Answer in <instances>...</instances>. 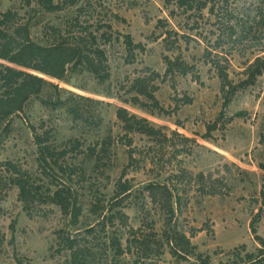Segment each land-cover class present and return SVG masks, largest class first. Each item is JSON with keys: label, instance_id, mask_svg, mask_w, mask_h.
<instances>
[{"label": "rangeland", "instance_id": "1", "mask_svg": "<svg viewBox=\"0 0 264 264\" xmlns=\"http://www.w3.org/2000/svg\"><path fill=\"white\" fill-rule=\"evenodd\" d=\"M189 1L79 0L50 12L41 0H0V29L27 25L40 44L81 39L90 52L102 48L107 64L104 81L82 66L64 79L32 71L48 87L4 123L0 264H65L68 235L96 264H250L248 253L264 264L252 231L255 221L264 238V0ZM119 108L155 133L128 131ZM36 134L68 154L41 167ZM7 162L42 186L28 209ZM59 187L81 207L78 219L51 202ZM168 228L185 234L193 253L173 255Z\"/></svg>", "mask_w": 264, "mask_h": 264}, {"label": "trees", "instance_id": "2", "mask_svg": "<svg viewBox=\"0 0 264 264\" xmlns=\"http://www.w3.org/2000/svg\"><path fill=\"white\" fill-rule=\"evenodd\" d=\"M78 1L59 0L56 3L55 0H41V3L46 10L53 12L60 11L67 5H75ZM180 1L182 5H187L191 2L189 0ZM200 3L201 9L208 5L207 2L201 1ZM211 10H214V6L211 7ZM14 14V12L8 11L5 17L9 19ZM127 42L132 44V39L129 35L127 36ZM0 59L7 62H0V129H2L0 136L8 132L9 126L8 124L4 126V123L15 113L23 111L31 99L39 96L50 83L45 77L32 71L64 79L69 69L75 70L79 66H82L94 73L101 81L106 79L102 76V71L107 66L105 51L102 48H96L93 52H90L81 39L70 40L67 38L56 39L48 44H40L32 39L30 28L27 25L18 26L14 30L0 29ZM168 65L167 72H171L176 62L169 59ZM183 69V73H187V69ZM259 73H262V71L260 70ZM221 75L224 83L223 88H226V84L230 85L232 92H234L237 88L232 85L228 74L224 70H221ZM141 92L149 95L154 100L156 99L146 89ZM59 103L60 107H64V101L61 100ZM156 103L158 104L157 101ZM117 114L124 122L128 131L138 130L148 134L155 133V129L148 119L130 114L126 108H119ZM47 141L48 138L36 134L39 153L38 162L41 167L52 163V161H59L60 157H65L68 154L67 150H59L57 146L47 144ZM4 165L7 171L11 173V183L19 187L20 198L25 203L26 209H28L34 199L40 198L39 191L42 186L32 182V175L18 164L7 162ZM262 167L264 169V165ZM129 190L130 187L128 185L121 188V192L116 194V198L127 193ZM70 195V189L59 187L53 191L51 202L60 205L64 213L72 214L75 219H78L82 213L81 207L72 201ZM167 202L169 203V211L174 213L172 199L168 198ZM119 215L120 219L127 224V214L120 211ZM74 222L78 223V220H74ZM93 231V227L87 229L88 233H92ZM252 231L256 235V238L264 244V238L257 233L255 221L252 223ZM131 233H133L134 239H137L138 230L132 228ZM165 233L167 242L171 246V252L176 257L186 258L187 254L193 251L194 247L185 234L177 231L170 234L169 228L165 230ZM140 243L145 244L142 238H140ZM80 245L70 235L64 237L63 249L71 251V256L65 264H96L91 260V249ZM111 245L117 255H121L126 251V248L123 249L122 242L119 239H114ZM130 247L128 246L127 249H130ZM145 247L149 246L145 244ZM247 257L250 258V264H256L257 259L255 258V254L248 253ZM141 263L145 264L144 262Z\"/></svg>", "mask_w": 264, "mask_h": 264}]
</instances>
